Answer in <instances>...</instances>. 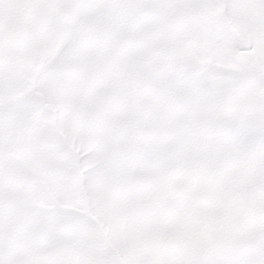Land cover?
I'll return each mask as SVG.
<instances>
[{
  "label": "snow or ice",
  "instance_id": "6c2138e0",
  "mask_svg": "<svg viewBox=\"0 0 264 264\" xmlns=\"http://www.w3.org/2000/svg\"><path fill=\"white\" fill-rule=\"evenodd\" d=\"M0 264H264V0H0Z\"/></svg>",
  "mask_w": 264,
  "mask_h": 264
}]
</instances>
